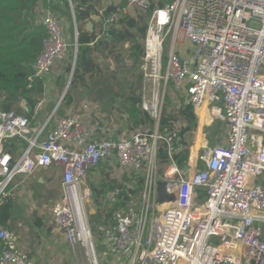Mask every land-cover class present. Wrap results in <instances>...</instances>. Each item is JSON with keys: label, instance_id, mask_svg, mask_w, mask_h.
<instances>
[{"label": "built area", "instance_id": "obj_1", "mask_svg": "<svg viewBox=\"0 0 264 264\" xmlns=\"http://www.w3.org/2000/svg\"><path fill=\"white\" fill-rule=\"evenodd\" d=\"M117 11L147 12L153 5L143 43L141 70L150 68L156 86L162 80L180 88V95L200 120L224 123L225 141L197 159L183 175L175 161V133L157 130L161 111L142 101L155 120L152 133L132 132L120 139L96 138L82 119L58 116L57 107L42 124L30 122L33 108L25 99L0 110V203L17 177L58 166L61 199L52 218L64 231L74 255L86 264H101L98 245L86 211L91 189L86 178L101 162L114 159L122 168H136L143 178L137 213L117 220L104 233L102 246L117 264H264V0H118ZM113 16L110 17V20ZM38 23L46 31L29 79L47 80L52 68L77 52V30L69 42L57 15L42 10ZM179 36L193 49L181 58L174 45ZM170 44L162 70L163 45ZM97 106L83 105L86 111ZM205 112L201 117V112ZM206 121V122H207ZM27 142L18 156L7 145ZM165 156L164 190L168 204L154 212L158 149ZM195 166V167H194ZM119 189L106 201L115 202ZM173 198L170 200V198ZM172 202V203H171ZM103 231V230H102ZM0 264H35L17 244L13 231L0 225Z\"/></svg>", "mask_w": 264, "mask_h": 264}, {"label": "trees", "instance_id": "obj_2", "mask_svg": "<svg viewBox=\"0 0 264 264\" xmlns=\"http://www.w3.org/2000/svg\"><path fill=\"white\" fill-rule=\"evenodd\" d=\"M99 1L0 0V110L9 111L16 108L20 99H25L33 108L45 96L43 79H33L30 88L27 84L34 75L33 63L46 37V31L38 23V18L42 10H49L60 20H66L70 24V30L74 21L78 32L74 66L72 68L73 58L69 55L66 58L68 66L55 82L60 90H63L68 77L71 76L66 94L56 109L57 115L65 116V110L72 104V92L75 89L85 88L95 79L110 78L109 82L114 85L112 99L117 101L118 111L121 117L125 118L127 129L132 132L154 131L155 120L142 108L144 73L140 68L147 22L153 5L147 12L143 14L136 12L131 16L117 11V8L123 6L122 3L98 10ZM112 16L113 19L110 20ZM93 17H96L97 21L93 20ZM87 21L93 23L94 32L85 30ZM96 27L99 28L97 33ZM165 60L166 48H163L162 70ZM125 75L130 77V81L123 78ZM124 80L128 82L125 83ZM170 87L171 84L166 85L169 90ZM168 92L163 99L157 130L160 134L166 131L175 133L178 139L175 145L177 148L175 161L179 166H184L187 164L189 153L184 138L189 131L195 129L197 121L192 107L183 102L178 108V114L169 112L171 98ZM52 109L53 107L49 111ZM16 110L21 112L18 107ZM27 116L31 123L36 119L32 111ZM180 120H184L186 126L177 130L173 123ZM26 145L27 142L24 140H12L7 145V150L16 157ZM158 159L165 163L162 147L158 149ZM142 188L143 178L138 173L131 179L125 178L122 182L102 180L95 184L91 189V200L101 209L96 213L98 223L95 224V228H101L104 234L115 226L118 213L128 214L130 211L137 213ZM115 189L120 190L117 200L107 202V194ZM10 207L8 199L0 203V225L4 228H9Z\"/></svg>", "mask_w": 264, "mask_h": 264}, {"label": "crops", "instance_id": "obj_3", "mask_svg": "<svg viewBox=\"0 0 264 264\" xmlns=\"http://www.w3.org/2000/svg\"><path fill=\"white\" fill-rule=\"evenodd\" d=\"M169 1L170 0H161L162 3H168ZM116 3H118V0H100L98 4V10H103V8L109 5H116ZM136 12L138 11H133L131 14L125 12V14L132 16ZM61 23L63 24L66 39L69 42H73L74 31L77 28L76 23L73 21L72 30H70V24L66 20L61 19ZM94 29L95 27L93 25V32ZM98 31L99 28L96 27L95 32L97 33ZM169 44L170 37H167L164 42V45H166V53ZM174 49L177 55H179L181 58H188L191 54L193 46L185 38L179 36V39H177L174 45ZM100 61L101 60L99 59V62ZM68 63L69 62L66 59L57 63L52 68L50 73H48L46 77L47 80H44L45 96L42 100L41 106V108L43 107L41 110L43 119L41 116L37 118L39 114L37 113L35 114V121L44 122L46 117L51 112L49 111L50 108H54L57 104L61 103L59 101H62L60 99L65 87L63 90H60L59 86L55 82L58 76L64 72L65 68L68 66ZM73 66L74 65L72 63V68ZM70 75H72V72ZM94 82L92 81V83L88 84V86L85 88L78 87L72 92V104L67 110H65V115L76 116L82 119L88 132L96 138L107 137L117 140L122 136L132 133V131L127 129L125 125V118H122L118 111L117 101L112 99L113 95H110L108 99L97 98L98 92L102 91L103 87L101 85H97V82ZM182 86L183 84L179 87L171 85L168 92V95L171 98V105L175 109V112L173 113L176 114H178V108L180 107L181 102L188 104L180 95V88ZM144 92L145 87H143L142 101L146 99V101L154 104L157 100L154 91L151 90L152 101L148 99ZM86 103L97 107L95 110L88 108V110L85 111L83 109V105ZM103 104L106 106V108L101 109ZM204 114V111L201 112V117H204ZM195 117L197 121L196 127L185 135L184 141L186 142L189 152H191L189 158L187 157V160L189 159L188 162L196 159V167L203 169L205 167L204 163L197 159L198 156L200 157L203 155L201 148H205V145H210L208 148V150H210L215 145H222L225 141L226 128L222 122L221 125L218 123L215 129H212L214 120H206V122L204 120H200L199 116L197 115H195ZM173 124L177 130L186 126L184 120L174 122ZM222 127L224 128L223 132H220ZM188 134H195L194 143L187 141ZM99 166L100 168H98ZM99 166L89 173L86 178L85 185L90 189H92L95 184L97 185V183L101 182L102 180H117V182H122V180L125 178L131 179L137 172L136 168L133 167H120L112 158L101 162ZM162 167L163 169L165 168V166ZM184 167L185 165L179 166L180 170L183 172V175H186L187 172H190L193 166H187L189 168L188 171H185ZM53 184L57 185L59 192L54 198L46 200V203H44L42 201L43 198H39L37 196V191L40 188L50 187ZM61 196V170L58 166H52L50 168L36 170L32 175L29 176L17 177L9 186L8 194L4 198L8 199L11 203L8 221L9 228L6 229L14 232V234L17 236L18 246L29 254L35 264H86L81 252L77 253L76 255L73 254L70 245L66 241L64 231L52 218V207L61 199ZM98 211H101V209L95 206L91 200L87 215L90 224L93 225V234L94 232H102L101 228H95V224L98 223V218L96 217V213ZM105 248L106 244L103 246L101 244L100 246L98 245V250L104 254L102 260L100 261L101 264H117L116 260L110 254L105 253Z\"/></svg>", "mask_w": 264, "mask_h": 264}, {"label": "rangeland", "instance_id": "obj_4", "mask_svg": "<svg viewBox=\"0 0 264 264\" xmlns=\"http://www.w3.org/2000/svg\"><path fill=\"white\" fill-rule=\"evenodd\" d=\"M166 48V45L164 46V49ZM143 72V71H142ZM146 74L147 76L144 74V87H145V92L144 94L147 95L148 99L152 101V97H151V90H153L154 88V85L156 84V81H155V78L152 76V71L150 70V68H148L146 71ZM123 78H125L126 80L130 81V77L128 75H125ZM69 79V77H68ZM109 79L110 78H105L104 80H95V82H97L96 84L97 85H101L103 88H102V91H99L98 94H97V98L99 99H108V97L110 95L113 94L114 92V85H112L110 82H109ZM125 81V83H127L128 81ZM68 81V80H67ZM94 82V83H95ZM93 83V84H94ZM124 84V83H123ZM92 85V84H91ZM156 98L157 100L155 101V104H157V109L160 111L162 110V107H163V99L165 97V94L166 92L169 91V88H166L164 86V83L162 80L159 81V84L158 86H156ZM104 103H107V102H104ZM109 105V104H107ZM110 107V106H109ZM43 108V107H42ZM42 108L39 110V114L37 116L38 117H42L41 113H42ZM106 108V106L103 104L101 109H104ZM55 109V107L51 110L53 111ZM168 110L170 112H175L174 110V107L170 105V107L168 108ZM49 113V112H48ZM43 119V117H42ZM38 124H42V121H36ZM222 124L221 121L219 120H214V124L212 125V129H215V127L217 126V124ZM219 126V125H218ZM223 127L221 128L220 132H223ZM189 135V134H188ZM187 135V141L189 142H193L194 143V140H195V134H190L189 137ZM192 145V143H191ZM193 147V146H192ZM210 147V145H205V148H201V150L203 151V154L204 153H207L208 151V148ZM190 153L189 152V155H188V158L190 156ZM189 160V159H188ZM187 160V163H189ZM158 174H157V180H156V187H155V193H154V212L153 214H156L158 211L161 212L168 204V200L166 198V195H165V190H164V186H163V183H164V178H163V173H164V169L162 166H166L165 163H162L158 160ZM161 166V168H160ZM264 177V175L261 176V178ZM59 192V188L57 187L56 184H53L51 185L50 187H43V188H40L38 191H37V196L39 198H43V202L46 203V200H50L51 198H54L57 193ZM158 197H162V201H158ZM170 198V197H169ZM173 198H170V200H172ZM172 203V202H171ZM91 204V199L89 200V202L87 203V212H88V207L89 205ZM133 212H129L128 214H121V213H118L116 215V220H119L120 218H123V217H126V216H129L131 215ZM103 232V231H102ZM101 231L99 232H94L95 234V238H96V241H97V245L100 246V244L102 245V240H103V233ZM104 254H102L99 250H98V258H99V261L102 260Z\"/></svg>", "mask_w": 264, "mask_h": 264}, {"label": "water", "instance_id": "obj_5", "mask_svg": "<svg viewBox=\"0 0 264 264\" xmlns=\"http://www.w3.org/2000/svg\"><path fill=\"white\" fill-rule=\"evenodd\" d=\"M92 19L95 20L96 18L93 17ZM85 30L88 31V32H90V33L93 32V23H92L91 21H87V23L85 24ZM70 78H71V76H69V79H68V81H67V83H66V85H65V88H64V91H63V93H62V96H61V99H60V100H62L63 97H64L65 94H66V91H67V89H68V87H69ZM59 102H61V101H59ZM58 105H59V104H57L56 107H58ZM184 170H185V171H188L189 168L185 165ZM187 173H188V172H187ZM184 174H185V173H184ZM158 201H162V197H160V198L158 197ZM90 226H91V228L93 227L92 224H90Z\"/></svg>", "mask_w": 264, "mask_h": 264}]
</instances>
